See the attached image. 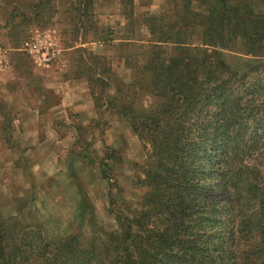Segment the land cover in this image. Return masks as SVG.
<instances>
[{
	"label": "trees",
	"instance_id": "obj_1",
	"mask_svg": "<svg viewBox=\"0 0 264 264\" xmlns=\"http://www.w3.org/2000/svg\"><path fill=\"white\" fill-rule=\"evenodd\" d=\"M95 1L29 4L47 24L67 4L79 44L125 47L128 82L84 46L77 51L98 61L80 56L77 77L97 113L111 112L150 145L137 178L144 192L129 214L112 208L109 192L116 228L88 238L48 239L20 203L0 220V264H264V0H165L159 14L118 0L125 24L108 38L95 32ZM224 52L247 59L234 67ZM114 160L106 148L103 177Z\"/></svg>",
	"mask_w": 264,
	"mask_h": 264
},
{
	"label": "rangeland",
	"instance_id": "obj_2",
	"mask_svg": "<svg viewBox=\"0 0 264 264\" xmlns=\"http://www.w3.org/2000/svg\"><path fill=\"white\" fill-rule=\"evenodd\" d=\"M29 1L0 0V220L16 214L25 202L22 218L39 222L48 239L70 234L88 238L94 230L100 235L116 228L108 212L109 192L115 198L112 208L116 205L129 214L138 206L144 192L137 183L139 167L151 147L111 112L97 113L83 86L76 94L68 88L63 93L62 108L75 100L77 105L51 110L49 105L61 96L50 89L49 81L74 79L80 56L93 63L98 61L95 54L104 56V63L111 62L120 79L128 82L130 71L118 56L125 47L96 41L79 44L67 4L59 3L58 17L47 24V15L35 14ZM164 2L134 0V12L159 14ZM93 11L95 32L104 37L125 24L118 0H96ZM81 46L93 54L77 51ZM46 51L48 61L41 55ZM223 56L234 67L247 59L235 52ZM36 113L38 119L33 117ZM106 148L116 149L117 160L109 161L112 170L103 177ZM85 152L92 161L82 156Z\"/></svg>",
	"mask_w": 264,
	"mask_h": 264
},
{
	"label": "crops",
	"instance_id": "obj_3",
	"mask_svg": "<svg viewBox=\"0 0 264 264\" xmlns=\"http://www.w3.org/2000/svg\"><path fill=\"white\" fill-rule=\"evenodd\" d=\"M82 86L86 88L88 95L91 97L88 83L83 78H77V77H74V79H62V78L57 79V78H54L53 80H50L49 81L50 89L54 90L59 96H61V99H59V102H56V104L58 103L57 105L51 104V105H49V108H51V110L59 108L60 106L62 108L63 105H66V98H63V93L65 92L64 90H66L68 88L69 92L71 94H73L77 91L78 87H82ZM75 103L77 105V100H75L71 104H68L67 106H64V108H62V109H65L66 107H70L72 104H75ZM33 117L35 119H38V117H39L38 113L33 114Z\"/></svg>",
	"mask_w": 264,
	"mask_h": 264
},
{
	"label": "built area",
	"instance_id": "obj_4",
	"mask_svg": "<svg viewBox=\"0 0 264 264\" xmlns=\"http://www.w3.org/2000/svg\"><path fill=\"white\" fill-rule=\"evenodd\" d=\"M27 45H28V43H26ZM33 50H35V51H38V50H36V49H33ZM41 55H44L43 56V58L45 59V60H50V57L48 56V51H46L45 53H42Z\"/></svg>",
	"mask_w": 264,
	"mask_h": 264
}]
</instances>
